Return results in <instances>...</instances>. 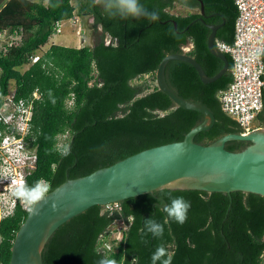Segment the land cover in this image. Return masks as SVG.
<instances>
[{
  "label": "trees",
  "instance_id": "1",
  "mask_svg": "<svg viewBox=\"0 0 264 264\" xmlns=\"http://www.w3.org/2000/svg\"><path fill=\"white\" fill-rule=\"evenodd\" d=\"M76 3V4H74ZM158 13L151 21L145 16L121 19L108 15L115 0H0V32L21 33V41L0 51V110L14 84L15 100H32V125L37 137V170L28 186L43 178L52 192L68 179H77L109 167L144 150L183 141L204 122L205 116L177 106L158 89L156 73L170 54L187 52L207 75L219 73L224 62L208 49L211 29L223 24L216 40L232 44L238 18L235 0H139ZM199 13L173 15L177 4L201 8ZM77 11L92 17L103 35L94 46L73 48L51 45L57 22L67 21ZM173 21L178 25L176 29ZM111 39L107 43L106 38ZM40 55L36 63L31 58ZM230 70L218 81L204 84L196 69L185 62L171 61L166 67L169 86L186 100L207 106L216 123L198 134L195 141L209 145L227 134H242L239 123L222 107L221 93L233 81ZM26 66H29L27 69ZM149 77V80H142ZM264 80V77H263ZM73 97V106L67 102ZM264 103V94H263ZM264 128V108L257 117ZM71 132L70 155L58 151L57 136ZM250 143L231 141L226 148L243 150ZM183 196L190 201L187 221L181 225L169 219L163 207ZM120 209L95 206L61 226L43 250L44 264H98L108 256L118 264H153L158 246L172 253L171 264H262L264 259V197L234 192L207 193L196 190L161 189L119 203ZM19 206L12 217L0 223V264H10L12 247L20 227L29 216ZM163 224L162 238L144 227L145 220ZM167 221V222H165ZM127 226L123 240L107 250L114 227ZM163 257L154 264H162Z\"/></svg>",
  "mask_w": 264,
  "mask_h": 264
},
{
  "label": "water",
  "instance_id": "2",
  "mask_svg": "<svg viewBox=\"0 0 264 264\" xmlns=\"http://www.w3.org/2000/svg\"><path fill=\"white\" fill-rule=\"evenodd\" d=\"M202 15L205 16L203 3ZM173 23L177 29V23ZM207 26L211 29L208 49L224 62L219 73L213 77L207 75L201 64L185 51L166 56L156 73L158 89L177 106L203 114L204 122L193 128L183 141L147 149L90 175L68 179L47 193L35 206L41 210L40 215L29 214L20 227L10 264H44L43 250L56 231L95 206L121 203L145 194L155 197V192L161 189L229 195L243 192L264 197V128L247 135L227 134L209 145L199 144L195 138L214 127V113L200 102L186 100L167 82L165 71L171 61L192 65L204 84L214 83L229 72V58L215 45L217 32L224 23ZM188 47L193 48V44ZM231 141L250 144L241 151L232 152L226 148Z\"/></svg>",
  "mask_w": 264,
  "mask_h": 264
},
{
  "label": "built area",
  "instance_id": "3",
  "mask_svg": "<svg viewBox=\"0 0 264 264\" xmlns=\"http://www.w3.org/2000/svg\"><path fill=\"white\" fill-rule=\"evenodd\" d=\"M235 3L238 18L234 42L228 44L216 41L217 49L228 54L234 64L233 81L220 97L223 110L239 123L242 134L247 135L258 128L255 123L264 108V0H235ZM80 19L75 11L69 20L57 22L53 36L61 34L65 24L75 27ZM77 34L81 36V31H77ZM5 36H9V39L2 49L3 54L7 53L8 48L17 45L22 37L17 30L0 32V37ZM39 59L40 55L31 58V62L36 63ZM39 98L40 95L35 92L32 100L17 101L15 91H11L0 110V223L12 217L19 206L28 212V206L14 195V191L21 182L28 185L29 177L37 170V137L32 120L33 102ZM67 106H73V97ZM71 140L70 131L60 133L57 136L58 151L62 152ZM106 208L120 209V206L115 203ZM117 226L113 229L110 241L104 245L109 251L123 240L127 230L123 222Z\"/></svg>",
  "mask_w": 264,
  "mask_h": 264
},
{
  "label": "clouds",
  "instance_id": "4",
  "mask_svg": "<svg viewBox=\"0 0 264 264\" xmlns=\"http://www.w3.org/2000/svg\"><path fill=\"white\" fill-rule=\"evenodd\" d=\"M117 5V11L113 12L110 5H106L104 11L113 17H120L121 19L128 18H140L141 16L147 17L151 21L158 19V13L155 11H149L143 5L139 3V0H115ZM93 3H97V0H93ZM70 146L63 148L61 155H70ZM50 190V185L43 179H38L33 186H28L25 182H21L15 189L14 195L20 199L24 204L28 206V212L32 215H40V209L35 206L38 202L42 201L46 194ZM191 208L190 201L186 200L183 196H177L171 199L170 203L163 207V211L167 214V217L178 224L183 225L188 218V212ZM55 210V206H53ZM167 222V221H165ZM144 227L147 232L152 233L157 238H162L164 233V226L156 220L150 218L145 220ZM2 239V238H0ZM172 253H169L165 246L161 245L157 247L156 252L152 255L151 259L153 264L156 260L163 257L162 264H171ZM98 264H118L114 258L104 256V258L98 260Z\"/></svg>",
  "mask_w": 264,
  "mask_h": 264
},
{
  "label": "rangeland",
  "instance_id": "5",
  "mask_svg": "<svg viewBox=\"0 0 264 264\" xmlns=\"http://www.w3.org/2000/svg\"><path fill=\"white\" fill-rule=\"evenodd\" d=\"M33 2H38V0H31ZM45 3H47V0H44ZM76 4V3H74ZM196 10H190L186 9L184 7L176 5L174 9H170V13L173 15H180V16H186L190 13H197ZM80 22L75 27H71L69 24H65L62 29V33L53 36L49 43L42 49V52H46L51 45H62V46H68L73 48H81L83 46H94L96 42L98 41L96 37H93L91 33L93 20L91 17L83 18L80 16ZM77 31H81V36L77 34ZM9 39V36L0 37V51L5 47L6 41ZM96 39V40H95ZM192 48L185 47V52H189ZM29 66H26L25 69H27ZM149 77H145L142 80H149ZM11 90L14 92V84L11 85ZM256 126L258 128L260 127V124L258 121H256ZM117 226V225H116ZM120 226V225H119ZM117 226V227H119Z\"/></svg>",
  "mask_w": 264,
  "mask_h": 264
},
{
  "label": "flooded vegetation",
  "instance_id": "6",
  "mask_svg": "<svg viewBox=\"0 0 264 264\" xmlns=\"http://www.w3.org/2000/svg\"><path fill=\"white\" fill-rule=\"evenodd\" d=\"M191 1H193V2H199L200 0H191ZM177 5L178 6H181V7H184L186 9L196 10V11H198L197 13H199L205 19H215L216 17H218L217 14H212V15H209L208 16L206 14V11H205V16H203L202 15V6H201V8H190L187 5H181V4H177ZM91 19L93 20V25H92L91 33H92L93 37H96L97 36L96 39L98 40L97 42H99L101 40L102 35H103V30H102L101 27H96L94 18L91 17ZM210 25H217V24H210ZM106 41H107V43H110L111 42V39L109 37H107L106 38Z\"/></svg>",
  "mask_w": 264,
  "mask_h": 264
},
{
  "label": "crops",
  "instance_id": "7",
  "mask_svg": "<svg viewBox=\"0 0 264 264\" xmlns=\"http://www.w3.org/2000/svg\"><path fill=\"white\" fill-rule=\"evenodd\" d=\"M47 2H48V0H47ZM217 41V40H216ZM215 45H216V42H215Z\"/></svg>",
  "mask_w": 264,
  "mask_h": 264
}]
</instances>
